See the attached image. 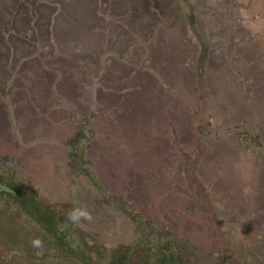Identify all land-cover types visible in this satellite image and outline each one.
I'll use <instances>...</instances> for the list:
<instances>
[{
	"label": "rangeland",
	"instance_id": "374dc122",
	"mask_svg": "<svg viewBox=\"0 0 264 264\" xmlns=\"http://www.w3.org/2000/svg\"><path fill=\"white\" fill-rule=\"evenodd\" d=\"M0 177L130 264H264V0H0ZM0 264H62L1 197Z\"/></svg>",
	"mask_w": 264,
	"mask_h": 264
},
{
	"label": "trees",
	"instance_id": "16d2710c",
	"mask_svg": "<svg viewBox=\"0 0 264 264\" xmlns=\"http://www.w3.org/2000/svg\"><path fill=\"white\" fill-rule=\"evenodd\" d=\"M76 142L77 140L73 144L71 166L75 171L80 170L92 177L82 164L85 163L84 154L78 152ZM78 153L80 159L77 158ZM30 189L33 187L28 184L23 186L15 183L13 178L6 181L0 177V197L17 206L22 214L27 215L31 222L40 227L49 246L55 251L56 257L62 264H130L129 251L124 252L89 242L81 234V230L67 220L65 214L42 201L37 192ZM162 243L150 245L148 235L142 231L139 243L131 246L130 251H139L141 245L148 253L150 264H186L179 252H174L167 243Z\"/></svg>",
	"mask_w": 264,
	"mask_h": 264
},
{
	"label": "clouds",
	"instance_id": "9594fccd",
	"mask_svg": "<svg viewBox=\"0 0 264 264\" xmlns=\"http://www.w3.org/2000/svg\"><path fill=\"white\" fill-rule=\"evenodd\" d=\"M67 220L73 224H77L81 221H91L92 215L91 213L87 210L86 207H80V206H75L70 208L67 211L66 214ZM33 247H40L41 246V241L39 239H34L32 241Z\"/></svg>",
	"mask_w": 264,
	"mask_h": 264
}]
</instances>
